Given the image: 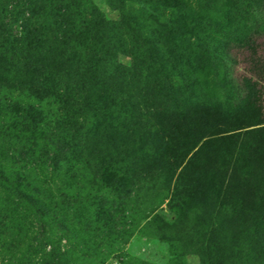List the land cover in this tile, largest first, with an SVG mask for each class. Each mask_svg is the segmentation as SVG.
I'll list each match as a JSON object with an SVG mask.
<instances>
[{
  "label": "rangeland",
  "instance_id": "obj_1",
  "mask_svg": "<svg viewBox=\"0 0 264 264\" xmlns=\"http://www.w3.org/2000/svg\"><path fill=\"white\" fill-rule=\"evenodd\" d=\"M80 3L98 12L83 44L110 57L89 92L77 90L76 108L55 102L51 88L64 81L52 60L38 71L20 43L0 47V169L15 179L0 175V264H264V172L254 207L221 203L201 165L210 145L198 150L203 139L191 135L264 118V95L243 82L246 45L264 56V0ZM175 3L183 17L168 16ZM47 4L64 5L0 0V26L42 24L52 51L63 24ZM180 111L204 129L161 133L165 115Z\"/></svg>",
  "mask_w": 264,
  "mask_h": 264
},
{
  "label": "trees",
  "instance_id": "obj_2",
  "mask_svg": "<svg viewBox=\"0 0 264 264\" xmlns=\"http://www.w3.org/2000/svg\"><path fill=\"white\" fill-rule=\"evenodd\" d=\"M59 1L63 2L64 5L59 7L55 12L53 7L47 4L51 12L53 11L50 14L47 11V16L52 19L53 23L59 19L63 24L60 27L55 25L57 27L56 34L59 37H57V46L53 47L52 51H49V47H43V44L47 40L44 39L46 27L42 24L33 27L29 23H24L21 25V30L17 33H12V31L4 28V24L1 25L0 47H8L14 51L16 50L17 43H20L26 52L22 54L18 53V51L16 52L21 54L22 59L25 61L29 57L33 62L30 67L38 71L46 67L45 62L52 60V64L56 66L57 72L62 74L64 81L63 87L55 88L54 86L51 88L52 94L55 95V102H63L68 106L76 108L78 102L81 100L77 90L89 92V86L91 83L93 84L94 78L97 75L96 73L103 66H106L105 62L106 60L109 61L110 54H107V49L101 47V45L99 47L96 43H92L89 50L83 44V37L88 32L89 19L87 16L92 14L93 17H96L93 14L95 11L98 15L96 9L91 5V13H88L84 7L85 3H80V0ZM169 8V17H183L181 13L182 7L179 3L170 5ZM27 25L31 30L26 28ZM104 28L107 29L104 32L108 34L112 26L107 21ZM46 30H48V27ZM246 48L251 52V67L249 75L243 77V82L248 93L252 96L256 93L258 94L260 91L261 97L259 100L262 101L264 87L259 85L262 79L256 69L264 71V56L261 60H259L258 56H255L256 52L252 42L246 45ZM43 49H46V53L48 54L46 60L39 56ZM39 66L42 67L39 68ZM39 77L44 81L41 73H39ZM42 86L45 87L46 84H42ZM258 106L259 110L263 107V105ZM188 116L185 111H180L178 115H165L160 123L161 133L172 135L175 132H181L184 137H187L188 133L184 130L186 124H192L191 127L193 129H204V127L196 125V121L193 119L189 120ZM263 124L264 118H259L255 122L246 123L237 128L227 122L212 123L207 134L200 135V133L197 134L198 131L191 133L193 138L197 139L195 144L203 139L198 150L206 145H210L212 158L201 163V165L205 166L206 177L215 185L221 203L225 205H237L241 208H252L262 198L263 188L260 185L259 176L264 172ZM249 126L255 127L245 129L243 133L236 132L237 129ZM220 149L221 153L225 152L224 157H220ZM168 162L171 163L170 161ZM193 164V159L189 158L178 176H182L187 168L193 167ZM0 175L7 180H15L13 177L5 175L2 169H0Z\"/></svg>",
  "mask_w": 264,
  "mask_h": 264
}]
</instances>
